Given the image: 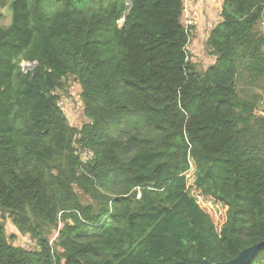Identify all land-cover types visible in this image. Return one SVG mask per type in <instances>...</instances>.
Returning a JSON list of instances; mask_svg holds the SVG:
<instances>
[{
  "label": "trees",
  "instance_id": "obj_1",
  "mask_svg": "<svg viewBox=\"0 0 264 264\" xmlns=\"http://www.w3.org/2000/svg\"><path fill=\"white\" fill-rule=\"evenodd\" d=\"M6 7L0 264H203L264 240V116L252 90L264 91V0H222L203 72L182 0ZM71 77L80 127L59 103ZM6 217L30 250L13 244ZM247 264H264V249Z\"/></svg>",
  "mask_w": 264,
  "mask_h": 264
},
{
  "label": "rangeland",
  "instance_id": "obj_2",
  "mask_svg": "<svg viewBox=\"0 0 264 264\" xmlns=\"http://www.w3.org/2000/svg\"><path fill=\"white\" fill-rule=\"evenodd\" d=\"M207 0H202V2L198 6V10L200 13L197 18V22L193 26H189L188 31L190 34V41L187 46V50L189 52V59L191 62L195 64L196 69L199 72L205 71L211 64L214 63L215 57L212 56V54L209 52V49L206 47V40L208 37V34L210 30L214 27V25L219 22L220 20V6L222 3V0H212L211 2H206ZM7 7L4 9H0V24L6 25L9 22V15L6 13ZM184 20V19H183ZM122 20L119 21V24H122ZM184 24V23H183ZM191 27V28H190ZM261 30L264 33V20L261 23ZM21 66L23 69L29 68V63L27 62H21ZM31 67V66H30ZM70 82V89H69V96L64 97L61 101H63L65 104L63 106V110L66 113V116L68 117V124L74 127H80L85 117L83 116V113H81V103L78 98V94L80 93V87L79 85L72 80V77L67 80V83ZM245 78L239 79V86L242 90H245L246 85H244ZM264 87V82H263ZM253 91L261 93L260 102L258 104V107L256 109V113L258 115L264 116V91L260 87H254L252 88ZM240 95H243L242 92H240ZM248 92H245V94ZM64 94V92H63ZM83 153H81V156H83ZM86 156H89L87 152ZM84 157V156H83ZM193 170L192 167L191 170L188 172L189 179H188V185L192 184L193 182ZM78 194L81 196V199L83 202H89V200L82 194L81 191L77 190ZM192 195L193 190L190 191ZM0 221H1V213H0ZM61 225V224H60ZM5 227H6V234L8 236L12 234H16V238L12 241L15 245H20L26 250L31 249V243L29 242V238L27 236H21L20 233L16 230V228L12 225L11 221L6 217L5 219ZM56 232L53 233V236H55ZM51 236V235H50Z\"/></svg>",
  "mask_w": 264,
  "mask_h": 264
},
{
  "label": "water",
  "instance_id": "obj_3",
  "mask_svg": "<svg viewBox=\"0 0 264 264\" xmlns=\"http://www.w3.org/2000/svg\"><path fill=\"white\" fill-rule=\"evenodd\" d=\"M36 64V63H35ZM30 67V66H28ZM264 249V240L259 241L251 246L243 248L238 252L235 258L225 262H210L207 259L203 260V264H247L256 253Z\"/></svg>",
  "mask_w": 264,
  "mask_h": 264
},
{
  "label": "built area",
  "instance_id": "obj_4",
  "mask_svg": "<svg viewBox=\"0 0 264 264\" xmlns=\"http://www.w3.org/2000/svg\"><path fill=\"white\" fill-rule=\"evenodd\" d=\"M182 1H183V4H184V12H183V15H184V26H185L186 29H189L188 28L189 26H193L197 22L198 12H197L196 7L195 8L193 7V8H190V9L187 8L188 3L192 2L191 0H182ZM59 103L61 105L65 104L63 101H60ZM83 152H84L83 153L84 157L82 156L83 159H86L87 157H89L91 155L90 152H87L89 154V156H86L85 151H83Z\"/></svg>",
  "mask_w": 264,
  "mask_h": 264
},
{
  "label": "crops",
  "instance_id": "obj_5",
  "mask_svg": "<svg viewBox=\"0 0 264 264\" xmlns=\"http://www.w3.org/2000/svg\"><path fill=\"white\" fill-rule=\"evenodd\" d=\"M192 2L191 3H188V5H187V8L188 9H190V8H195L196 7V9H197V12H199V10H198V6H199V4L202 2V0H191ZM212 0H207L206 2H211ZM200 13H198V15H199ZM183 19H184V15H183Z\"/></svg>",
  "mask_w": 264,
  "mask_h": 264
}]
</instances>
